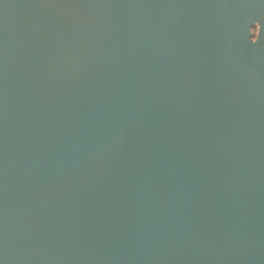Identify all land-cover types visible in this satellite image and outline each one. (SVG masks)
Returning a JSON list of instances; mask_svg holds the SVG:
<instances>
[{
    "label": "water",
    "instance_id": "obj_1",
    "mask_svg": "<svg viewBox=\"0 0 264 264\" xmlns=\"http://www.w3.org/2000/svg\"><path fill=\"white\" fill-rule=\"evenodd\" d=\"M0 264H264V0H0Z\"/></svg>",
    "mask_w": 264,
    "mask_h": 264
},
{
    "label": "rangeland",
    "instance_id": "obj_2",
    "mask_svg": "<svg viewBox=\"0 0 264 264\" xmlns=\"http://www.w3.org/2000/svg\"><path fill=\"white\" fill-rule=\"evenodd\" d=\"M258 33H260V27L255 23L250 29V39L252 42H257Z\"/></svg>",
    "mask_w": 264,
    "mask_h": 264
}]
</instances>
